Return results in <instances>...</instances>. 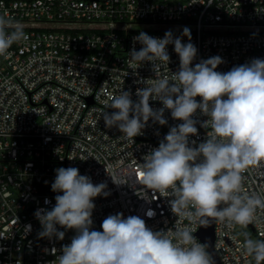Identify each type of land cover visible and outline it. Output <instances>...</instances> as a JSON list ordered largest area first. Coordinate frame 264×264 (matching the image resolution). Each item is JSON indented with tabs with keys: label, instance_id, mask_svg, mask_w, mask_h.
<instances>
[{
	"label": "built area",
	"instance_id": "obj_1",
	"mask_svg": "<svg viewBox=\"0 0 264 264\" xmlns=\"http://www.w3.org/2000/svg\"><path fill=\"white\" fill-rule=\"evenodd\" d=\"M0 15L12 17L28 37L0 56V264H58L62 247L76 235L56 225L63 240L39 236L43 229L34 213L50 211L55 197L63 195L51 189L58 168H77L94 185H107L108 195L93 200L90 231H102L105 218L122 214L138 216L153 232L194 227L200 243L199 225L172 213L171 196L136 183L143 157L182 121L165 109V125L150 118L141 135L126 138L116 127H105L101 112L115 111L106 106L120 91L137 102L138 89L179 70L173 44L167 46V64L130 61L132 48L142 47L133 42L140 32L163 39L171 31L175 39L187 27L191 40L181 42L197 49L190 67L219 56L215 70L226 73L264 60V0H0ZM149 105L163 107L151 97ZM192 119L197 134L189 136V146L196 147L211 131L201 127L210 118L198 109ZM242 175L245 192L264 196V161ZM256 216L244 228L264 240V210ZM238 227L213 222L212 250L219 264H252Z\"/></svg>",
	"mask_w": 264,
	"mask_h": 264
},
{
	"label": "clouds",
	"instance_id": "obj_2",
	"mask_svg": "<svg viewBox=\"0 0 264 264\" xmlns=\"http://www.w3.org/2000/svg\"><path fill=\"white\" fill-rule=\"evenodd\" d=\"M182 37L191 40L187 27L175 39L171 31L163 39L144 32L133 38L134 44L138 42L142 47L139 51L132 48L130 61L167 64V46L173 44L180 67L170 77L157 78L138 89L137 102L132 101L128 91L113 95L106 107L115 111L101 112L104 125L133 138L142 134L150 118L165 125L163 113L170 110L171 117L182 123L170 128L159 147L143 157L136 183L153 194L171 196L172 213L187 219L190 225L208 226L218 221L229 228L246 227L257 219L258 209L264 210V196L245 192L242 187V173L264 161V60L253 59L226 73L215 70L222 63L219 56L190 67L197 49L190 42L183 44ZM27 39L17 21L0 15V56H5L14 43ZM150 97L158 99L163 107L153 110ZM196 97L201 98L200 102ZM198 109L210 118L201 127L210 126L211 131L205 142L190 147L189 136L197 134L192 116ZM106 187L105 183L94 185L77 168L55 169L51 189L63 195L55 197L50 211L41 208L34 216L43 229L41 238L55 236L63 240L65 234L57 231L56 225L76 231L71 243L62 247L58 264H213L208 244L196 241L192 235L196 229L191 226L153 232L138 216L122 218V214H116L103 220L102 231H90L93 200L107 196ZM142 193L147 201L148 196ZM44 203L49 201L45 199ZM146 214L152 217L154 212ZM26 230L30 231L31 226ZM244 235L242 250L256 264H262L264 240ZM52 253H56L55 248Z\"/></svg>",
	"mask_w": 264,
	"mask_h": 264
},
{
	"label": "water",
	"instance_id": "obj_3",
	"mask_svg": "<svg viewBox=\"0 0 264 264\" xmlns=\"http://www.w3.org/2000/svg\"><path fill=\"white\" fill-rule=\"evenodd\" d=\"M212 226L213 223L209 224L208 226H200L196 232V237L200 241L201 244H208L207 251L210 254L213 264H219L218 259L215 253L212 250V242H213V233H212ZM252 231V229L249 227Z\"/></svg>",
	"mask_w": 264,
	"mask_h": 264
},
{
	"label": "rangeland",
	"instance_id": "obj_4",
	"mask_svg": "<svg viewBox=\"0 0 264 264\" xmlns=\"http://www.w3.org/2000/svg\"><path fill=\"white\" fill-rule=\"evenodd\" d=\"M238 229H239V231L236 232V234L238 235V237L241 239L242 242L245 240V235H244L245 233H247L248 238H251L253 240H257L256 237L254 236V234H252L249 229L244 228L242 226H239ZM248 257H249L252 264H256V261L252 257H250V256H248ZM262 264H264V262H262Z\"/></svg>",
	"mask_w": 264,
	"mask_h": 264
}]
</instances>
